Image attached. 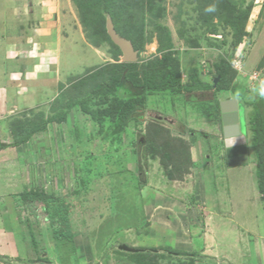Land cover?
<instances>
[{
  "label": "rangeland",
  "instance_id": "obj_1",
  "mask_svg": "<svg viewBox=\"0 0 264 264\" xmlns=\"http://www.w3.org/2000/svg\"><path fill=\"white\" fill-rule=\"evenodd\" d=\"M108 20L137 51L116 92L123 102L141 94L145 74L163 82L174 70L188 82L195 68L212 83L224 61L223 83L244 98L155 92L127 126L94 120L84 108L106 105L92 90L125 64ZM262 84L264 0H0V264H224L209 258L224 245L209 241L214 219L234 203L238 221L264 223V202L249 131L247 164L228 165L219 104L264 99ZM71 103L64 123L7 147ZM244 111L247 122L252 109ZM35 188L65 200L68 223L21 203Z\"/></svg>",
  "mask_w": 264,
  "mask_h": 264
},
{
  "label": "trees",
  "instance_id": "obj_2",
  "mask_svg": "<svg viewBox=\"0 0 264 264\" xmlns=\"http://www.w3.org/2000/svg\"><path fill=\"white\" fill-rule=\"evenodd\" d=\"M115 30L120 36H122L116 25ZM237 43H240V40L236 36L235 44ZM134 66V63L123 64V70L119 74L101 82V84L96 86L92 90V93L95 97H99L101 104L106 105V107L95 111L86 107L84 108L85 112L89 113L94 120L100 123H103L105 117H108L112 122L120 126H127L130 122L142 118L147 107L148 96L149 94H153L155 92H169L171 95L193 93L197 91H211L214 93L232 92L237 94V98H244L243 91L238 90V86L223 83L229 66L228 62L224 61L223 63L217 64L215 66L216 76L214 80L219 78V81L216 85L214 81L212 83H206L202 81L195 68L192 69L189 75L190 80L188 82H182L179 78H177L174 70L169 71L163 82H157L154 76L145 74L143 76L142 84L137 85V87L141 90V94L128 99L126 102H123L116 96V92L118 86L121 83L128 81L129 75ZM75 104L71 103L68 106V110L66 112H62L51 117L44 124L32 126L28 131L23 133L21 137H17L12 143L7 144V147H19L28 143L35 134L45 129L48 123H64L67 119L69 109H71ZM81 105H84L83 102H81ZM241 105V108L243 109L245 106L252 109L246 122V129L247 135L248 131L250 132L249 148L252 150V156L256 164L258 190L264 202V99L249 98L245 104ZM205 112L209 113L210 111L205 109ZM103 130L104 128L101 127L100 132L102 133ZM80 134V130L76 129L77 137H80ZM114 140L120 141V137L116 136L113 138V141ZM3 148L4 146L1 145L0 150ZM20 201L26 206L41 205L42 211L49 218L64 215V220H66L65 222L68 223L70 215L69 207L67 206L65 200L61 197H57L54 194L49 195L45 191L35 188L24 190L22 194H20ZM55 236L57 239H60L62 237H71L72 234L71 232L59 233L55 230ZM32 239L34 244V235H32ZM186 256L190 255L187 254Z\"/></svg>",
  "mask_w": 264,
  "mask_h": 264
},
{
  "label": "crops",
  "instance_id": "obj_3",
  "mask_svg": "<svg viewBox=\"0 0 264 264\" xmlns=\"http://www.w3.org/2000/svg\"><path fill=\"white\" fill-rule=\"evenodd\" d=\"M175 190H177L179 193L181 191L177 188ZM224 207H227V211H230L231 214H228L224 217L219 216L214 219L215 223H213L216 224V226H220V228H218V232L219 230H221V228H225V233L223 234L221 231V234H219L218 232L216 234V227L214 229L209 228L211 233L213 231L216 234V237H212L209 241L212 243L222 242L224 245L221 249L216 248V250H212V254H210L209 256L210 260L219 261L218 258L221 256V259L223 260L222 262L224 264H264V223L255 222L257 220H252V222H248L247 220L238 221V213L236 212V208H234V203H231L228 206H225L224 204ZM212 210L210 212H212ZM228 231H231L232 235L235 236V239L233 241L234 244H232V246H229L228 244V242L231 240L229 239L230 233H226ZM202 238L204 239V237ZM243 240H245L246 243L244 242L242 244ZM205 241H207L206 237Z\"/></svg>",
  "mask_w": 264,
  "mask_h": 264
},
{
  "label": "water",
  "instance_id": "obj_4",
  "mask_svg": "<svg viewBox=\"0 0 264 264\" xmlns=\"http://www.w3.org/2000/svg\"><path fill=\"white\" fill-rule=\"evenodd\" d=\"M107 33L112 42L121 49L124 62L134 63L137 60V51L131 42L120 37L111 20L107 21ZM218 81L219 78H216L214 82L215 85ZM241 106L242 105L236 99L224 100L220 103L223 134L226 139L225 144L227 147L228 165L230 167L247 164L249 160L245 111ZM230 140L233 142L235 140L237 142V147L229 148L228 142H230ZM119 248L120 250L131 253L140 251L126 244L120 245Z\"/></svg>",
  "mask_w": 264,
  "mask_h": 264
},
{
  "label": "bare ground",
  "instance_id": "obj_5",
  "mask_svg": "<svg viewBox=\"0 0 264 264\" xmlns=\"http://www.w3.org/2000/svg\"><path fill=\"white\" fill-rule=\"evenodd\" d=\"M224 101V100H223ZM226 140V139H225ZM233 143V144H232ZM228 147L229 148H235L237 147V142L234 140V142L232 140H230V142H228Z\"/></svg>",
  "mask_w": 264,
  "mask_h": 264
},
{
  "label": "clouds",
  "instance_id": "obj_6",
  "mask_svg": "<svg viewBox=\"0 0 264 264\" xmlns=\"http://www.w3.org/2000/svg\"><path fill=\"white\" fill-rule=\"evenodd\" d=\"M214 9H209V11H212ZM261 96H264V84H262L261 88H260V93Z\"/></svg>",
  "mask_w": 264,
  "mask_h": 264
},
{
  "label": "built area",
  "instance_id": "obj_7",
  "mask_svg": "<svg viewBox=\"0 0 264 264\" xmlns=\"http://www.w3.org/2000/svg\"><path fill=\"white\" fill-rule=\"evenodd\" d=\"M253 79H256V76H254V77H251V80H253Z\"/></svg>",
  "mask_w": 264,
  "mask_h": 264
}]
</instances>
